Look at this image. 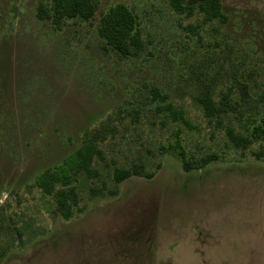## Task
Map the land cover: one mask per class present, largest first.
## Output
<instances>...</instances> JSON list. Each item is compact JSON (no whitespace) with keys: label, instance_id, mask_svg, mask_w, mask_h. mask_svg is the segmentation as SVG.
<instances>
[{"label":"rangeland","instance_id":"1","mask_svg":"<svg viewBox=\"0 0 264 264\" xmlns=\"http://www.w3.org/2000/svg\"><path fill=\"white\" fill-rule=\"evenodd\" d=\"M41 1L0 0V264H166L168 237L183 242L168 256L171 264H193L182 241L184 226L222 211L257 232L255 223L264 218V160L252 150L260 143L235 147L194 103L186 78L190 70L204 77L212 65L228 67L240 49L245 66L264 83V0H223L239 27L226 29L231 34L224 45L235 48L208 60L193 55L205 52L223 30L209 27L206 46L191 41L168 0H99L95 19L61 28L38 18ZM118 2L140 15L148 44L139 56L121 57L104 47L98 33L102 12ZM153 83L171 90L192 126L162 123L164 113L148 87ZM108 117L99 139L103 157L95 161L100 176L78 175V204L66 219L36 177L60 164L87 128ZM178 140L193 158L221 157L187 170L177 152L165 150ZM136 161L149 172L162 166L152 178L134 175L116 183L115 168ZM92 187L102 188V196ZM159 239L162 246H156ZM223 264H264V256L237 254Z\"/></svg>","mask_w":264,"mask_h":264},{"label":"trees","instance_id":"2","mask_svg":"<svg viewBox=\"0 0 264 264\" xmlns=\"http://www.w3.org/2000/svg\"><path fill=\"white\" fill-rule=\"evenodd\" d=\"M168 3L180 17L179 27L187 31L188 39L193 42L206 46L202 41L204 32L209 27L217 26L223 30L219 37L214 36L213 44L211 42L207 44L205 52L193 55L194 59L200 56L203 60H208L211 55L225 49L228 53H233L234 45L230 43L224 45L231 34V30L226 29L235 31L239 27L235 23V14L227 8L223 0H168ZM99 8V0H42L38 5L37 16L41 20H51L61 28L71 20L95 19ZM182 17L192 21L185 24L181 21ZM98 33L104 41V47L113 49L121 57L139 56L147 49L148 42L140 15L124 2L113 4L102 12ZM218 67L212 65L204 77L202 72L190 70L186 78L192 87L189 94L194 103L202 108L205 118L221 127L235 147L247 149L259 142V148L252 150V155L264 160V83L260 84L257 80L255 68L245 66L243 52L240 49L228 67L222 68L223 70L221 68L219 70ZM148 87L153 101L157 102V109L164 113L162 123L181 122L192 126L186 110L176 103L171 90H164L157 83L149 84ZM132 111L137 116L140 114L138 108ZM108 120L109 117L102 120L100 127L96 129L87 128L78 148L60 164L48 168L36 177V184L46 194L54 197L57 209L66 219L73 217L74 207L78 204L79 197L74 184L78 175L84 173L91 178L100 176L95 161L98 157H103L99 139L103 138V127L109 123ZM165 150L177 152L187 170L201 168L221 157L217 153H210L199 159L193 158L180 140L177 145H170ZM161 166L162 163L159 162L157 169L149 172L146 171L143 162L136 161L129 168H115L113 178L116 183H121L134 175L152 178ZM91 190L94 195L102 196V188L92 187ZM111 193L115 194L116 191Z\"/></svg>","mask_w":264,"mask_h":264},{"label":"crops","instance_id":"3","mask_svg":"<svg viewBox=\"0 0 264 264\" xmlns=\"http://www.w3.org/2000/svg\"><path fill=\"white\" fill-rule=\"evenodd\" d=\"M197 211L199 212L200 208ZM236 223L237 221L232 220L224 211L215 214L208 213V216L203 217L197 216L188 221L187 225L184 226L185 231L183 232L187 236L182 241L188 242L186 254L192 259L191 263L214 264L215 256H217V262L220 264H223L229 256L237 254H258L264 256V218L262 223H255L258 228L255 233L247 231L246 227L248 225L246 221H239V224ZM182 244L183 242H177V238H167L165 249H162L165 250L166 264H171L168 256L174 253L173 250L175 248L183 247L181 246ZM158 245H163L160 239L156 240V246ZM181 262L183 264L188 263L185 261Z\"/></svg>","mask_w":264,"mask_h":264}]
</instances>
